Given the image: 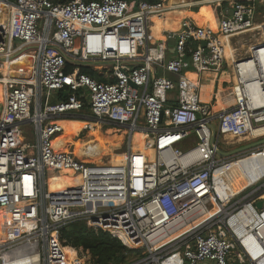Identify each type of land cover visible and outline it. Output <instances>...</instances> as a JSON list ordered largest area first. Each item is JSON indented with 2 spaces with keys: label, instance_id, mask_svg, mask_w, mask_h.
<instances>
[{
  "label": "built area",
  "instance_id": "1",
  "mask_svg": "<svg viewBox=\"0 0 264 264\" xmlns=\"http://www.w3.org/2000/svg\"><path fill=\"white\" fill-rule=\"evenodd\" d=\"M207 1L221 10L217 32L179 21L167 34L174 47L166 58L149 27L177 8L169 0H0V211L7 214L0 264H88L87 253L60 241L74 221L134 250L128 264H264V173L236 194L214 183L217 171L242 158L261 155L264 163V146L218 155L223 136L248 138L240 144L264 138V84L241 68L264 48V0ZM253 33L260 43L248 55L234 49L226 57V40ZM25 54L30 77L14 79L12 62ZM83 66L107 82L81 74ZM210 73L234 82L206 103L199 77ZM65 88L67 99L50 103ZM62 121L84 123L81 136L94 128L130 141L142 134L143 145L129 146L121 162L98 163L91 138L80 158L53 144ZM59 177L72 181L51 190Z\"/></svg>",
  "mask_w": 264,
  "mask_h": 264
},
{
  "label": "trees",
  "instance_id": "2",
  "mask_svg": "<svg viewBox=\"0 0 264 264\" xmlns=\"http://www.w3.org/2000/svg\"><path fill=\"white\" fill-rule=\"evenodd\" d=\"M14 1V0H9ZM52 4H67L74 0H49ZM83 2L99 1V0H82ZM126 2H131L133 0H123ZM150 4L156 3L159 0H141ZM209 11L212 13L215 18L216 23L218 24L221 19V10L215 6H207ZM194 18L197 23L200 25L205 16L204 11L201 8L193 10ZM26 63V61H23ZM72 67H68V71H71ZM79 72L85 74L91 79L97 82H107L101 78L89 67H80ZM14 76L18 77H30V72L26 68L19 65L15 67ZM70 95L68 89H63L56 91L52 94L50 103H59L65 101ZM73 138L77 136L66 132ZM60 241L64 246L71 247L81 254H88L89 260L88 264H128L131 258L136 255L134 250L128 249L125 247L117 238L111 236L107 232L101 230H95L86 226V223L83 221H74L68 223L60 230ZM72 255V252H69Z\"/></svg>",
  "mask_w": 264,
  "mask_h": 264
},
{
  "label": "bare ground",
  "instance_id": "3",
  "mask_svg": "<svg viewBox=\"0 0 264 264\" xmlns=\"http://www.w3.org/2000/svg\"><path fill=\"white\" fill-rule=\"evenodd\" d=\"M173 1L175 2L177 0H171V2H173ZM204 12H205L206 15L204 16V18L202 20V23L200 25H207L214 32H217V23L215 21V18L212 15V13L211 12L208 13L207 10H205ZM151 21L153 23L152 27L156 29V32L153 34V36L156 39H162V37H159V35H160V32L162 31V29H164V26L163 25H164L165 21L160 20L158 18H153ZM226 41H225V55L228 58L230 56L233 57L234 53L231 51V49H229L227 47ZM257 51H258V53H257L258 57L255 59V64L253 65V63L250 60H246V61L243 62V65H245V64H247V65L246 66H242L241 68H242V70L245 73H247V69L249 71H251V75H253V79H258V76H259L260 80L264 84V48H260ZM14 61L15 62L19 61V63L13 65V67L19 66V65H22L23 64L22 67L26 68L27 70H29V72H31V67H32V55L31 54H25L23 56H20V57H18ZM23 61H26V63H23ZM253 66H254V68H253ZM190 77H194V75H190ZM246 77L249 78V75H246ZM27 79H25V80H27ZM247 85H248V89L247 90L250 92L251 95H254L255 94V90L252 87V82H249ZM202 89H206V88L203 87ZM261 105H263V102L261 103ZM218 108H219V100H218L217 108L216 109H218ZM60 124H61V126L63 128V133L62 134L66 133V132H69V131L70 132H73L74 134H76L77 131H79V129L84 125V123L75 122V121H72V122L62 121V122H60ZM95 131L96 130H92L91 133H94ZM112 133H113L112 131H107L105 133L106 136H103L99 131H97L93 135V139L95 141H97L96 149L99 151V153L97 155L100 157V160H101V157H103V156H111L112 157V161H111L112 163L121 162L122 161V158H123V155L121 157H119L117 155H113V153H110L111 151L109 152V150L110 149L112 150L113 148L118 147L119 142L122 139V136L112 135ZM110 135H112V136H110ZM142 139H144V136L142 134L133 135L132 140H131L132 141L131 146H132V148L134 150L139 149V148L142 147V145H143ZM60 140H61L60 138H57L56 141H55V145H58L61 150H66L65 145H61V143H60L61 141ZM94 140H91V142H89V143H92ZM107 140L108 141L110 140L112 142L111 143L112 145H107L106 147L103 148L104 154H106V155H103L102 156V153L103 152L101 151L100 144H108V141ZM242 140H247V139H241V140H239V139L234 138V137H231V136H223V138H222V142L225 145L235 144V143H238V142H240ZM232 146H234V145H232ZM82 147H81V151H82ZM74 154L76 155L75 152H74ZM256 156H259L260 160L262 161L261 155H256ZM94 160H96V162H98V163L101 162L98 159H94ZM263 165H264V163H263ZM222 170H223V168L221 170H219V173L220 174H219V177H218V181L216 183V186H217L218 191L220 190V186H223V188H227L229 191L233 187L239 188L240 187V182L242 180H245V179H248V178H254V180H257L259 178V176H260V174L256 170H254L252 172V174L250 176H248V177H246L247 175H245V174H243V175H241V176L238 177L239 174L237 172V173H231L229 175V177H227L226 179H223L222 180L221 178H224L225 177L221 173ZM221 180H222V182H220ZM61 181H63V182L64 181L71 182L72 180L69 179L68 177H59V178H56V179L50 181V189L51 190H54V188L56 186H58V184ZM3 216H7V214H4V213H2L0 211V217L2 218Z\"/></svg>",
  "mask_w": 264,
  "mask_h": 264
},
{
  "label": "crops",
  "instance_id": "4",
  "mask_svg": "<svg viewBox=\"0 0 264 264\" xmlns=\"http://www.w3.org/2000/svg\"><path fill=\"white\" fill-rule=\"evenodd\" d=\"M168 4L177 5V8L174 9V11H172V13L168 14L167 19L164 20L165 21V23L163 25L164 29H162V31L160 32V35H159V37H162V39H156L154 36H151V37H152V42H154V44H161L162 46H164L166 48V51H165L166 58H171L173 56L174 40L168 39L167 34L175 32L177 27H178L179 21L184 20V19H189L191 22L195 23L197 26H203V25H199L197 23L196 19L194 18L193 10L201 8V10H203V11L207 10L208 13L210 11L207 8V6H209L207 0H185V1L177 0L175 2L174 1L171 2L169 0ZM257 8H258V12H260L262 14L261 7L258 6ZM204 14H205V12H204ZM256 36L257 35L253 33V34H245L243 36L241 35L238 37H234L232 39H228L226 41L227 47L229 49H231V51L234 53L233 50L234 49L236 50V48L238 49V47L237 46L233 47L234 46L233 40L238 39L237 45H239V47L242 48L240 55H248V53L250 52V47L260 43V38H258ZM244 37L249 38L248 42L244 41ZM19 61H17V62L13 61L12 65L19 63ZM15 67H18V66H15ZM15 67H12V69H11L10 76H12V78L20 79V80H25L28 78L25 76L16 78L17 76H14V74H13ZM165 76L170 78V79L172 78L170 75H167V74H165ZM199 81H200V91H199L200 99L206 103L211 101L212 96L214 94H216L217 96L219 95L221 98L226 93L230 92L231 89H222V88H230L234 82V80L231 77H229L228 75L217 77L211 73L202 75L201 77H199ZM203 87L206 89H202ZM4 96H5L4 89H2V86L0 85V116L2 114ZM97 131L98 130H96L94 133H91L90 134L91 137H93V135ZM70 133L74 134L73 132H70ZM23 137L26 138L28 136L24 133ZM111 143L112 142L109 140L108 144H100L101 151L103 152L102 156L106 155V154H104L103 148L106 147L107 145H112ZM82 146H83V143H80L78 146H76L77 147L76 155L80 158L83 155V151H81ZM236 146L240 147L239 145H234L233 147L237 148ZM56 147L60 148L58 145H56ZM94 159L100 160V157L98 155H96L94 157ZM216 176L217 177L214 176V183H215V189L218 190L216 183L218 181L219 175H216ZM227 177H229V175H226L224 178H222V180L226 179ZM239 190H240L239 188L233 187L230 190V194H236V193L240 192Z\"/></svg>",
  "mask_w": 264,
  "mask_h": 264
},
{
  "label": "rangeland",
  "instance_id": "5",
  "mask_svg": "<svg viewBox=\"0 0 264 264\" xmlns=\"http://www.w3.org/2000/svg\"><path fill=\"white\" fill-rule=\"evenodd\" d=\"M155 32H156V29L153 28L152 26H150L149 27V34L151 36H153V34ZM256 37H258V35ZM248 40H249V38L244 37V41L245 42H248ZM237 43H238V39H234L233 40V45H234L233 47H236V46L238 47V49L236 48V55H237V57H240V56H243V55H240L241 51H242V48H240L239 45H237ZM94 129L97 130L96 128H94ZM32 131H33V129L31 127L24 128V133L26 135L29 132H32ZM100 133L103 136H106L105 135L106 132H104L103 129H102V131H100ZM90 134H91V132H90ZM90 134H87L86 132H83V134H82L83 137L78 134L77 136H73V138H71V136L69 134H67V133L57 134V135L54 136L53 144H55V141H56L57 138H60L61 139L60 143H61V145H65V148H66L65 151L66 152H68V153H74L75 152L76 153L77 152V147L76 146H78L82 142L85 143L87 140L93 138V137H91ZM112 135L122 136V139L119 142L118 147H115L116 149L113 148V150L110 149L109 152L111 151V153H113V155H117V156L121 157L124 153L127 152L129 146H131L132 141H130L128 139V136L125 135L124 133L113 132ZM112 135H110V136H112ZM33 138L34 137L32 136L31 139H33ZM261 139H264V138H261ZM247 140H248V138H247ZM27 141H29V140H27ZM244 141H246V140H242V141H240L238 143H235V144L238 145V144H240V143H242ZM29 142H32V141H29ZM249 143H252V142H246V143L240 144L239 146L247 145ZM235 144H230V145H235ZM236 147H238V146H236ZM234 148L235 147H228V146H226L224 144L220 145V150L222 152H224V153L232 151V150H234ZM102 161L110 162V161H112V157L111 156H103L102 157ZM254 170H256L260 174L259 178L264 173V165H263V162L260 160L259 156H256V157L252 156V157H248V158H246V157L242 158L239 161H237L235 163H231L230 165L224 167L223 170L221 171V173L224 176H226V175H230L231 173H237L238 172V174H239L238 177L243 175V174L247 175L246 177H248V176H250L252 174V172ZM219 174H220L219 171H217V173H215V177H217L216 175H219ZM254 181H256V180H254V178H248V179L242 180L240 182V187H239L240 190L239 191H242L246 186L254 183ZM220 182H222V180Z\"/></svg>",
  "mask_w": 264,
  "mask_h": 264
},
{
  "label": "water",
  "instance_id": "6",
  "mask_svg": "<svg viewBox=\"0 0 264 264\" xmlns=\"http://www.w3.org/2000/svg\"><path fill=\"white\" fill-rule=\"evenodd\" d=\"M180 1H185V0H180ZM229 15H231V13H229ZM201 45L204 47L205 43L203 42V43H201ZM128 139H129V137H128ZM262 146H264V139H260L258 141H254V142L249 143L247 145H243L239 148H236V149L229 151V152H226V153H224L222 151H218V155L222 156V157H234L238 154L251 152L252 150L257 149V148H261ZM262 205H263V202L260 201L256 204V208L261 209Z\"/></svg>",
  "mask_w": 264,
  "mask_h": 264
},
{
  "label": "flooded vegetation",
  "instance_id": "7",
  "mask_svg": "<svg viewBox=\"0 0 264 264\" xmlns=\"http://www.w3.org/2000/svg\"><path fill=\"white\" fill-rule=\"evenodd\" d=\"M241 147V146H240ZM237 148H239V147H237ZM236 149V148H235Z\"/></svg>",
  "mask_w": 264,
  "mask_h": 264
}]
</instances>
